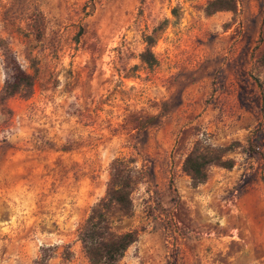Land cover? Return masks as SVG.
I'll return each mask as SVG.
<instances>
[{"label": "rangeland", "instance_id": "obj_1", "mask_svg": "<svg viewBox=\"0 0 264 264\" xmlns=\"http://www.w3.org/2000/svg\"><path fill=\"white\" fill-rule=\"evenodd\" d=\"M209 1L0 0V90L5 56L32 77L0 94V264H88L113 160L133 183L111 228L136 233L117 264H264V0ZM200 139L233 166L193 186Z\"/></svg>", "mask_w": 264, "mask_h": 264}, {"label": "trees", "instance_id": "obj_2", "mask_svg": "<svg viewBox=\"0 0 264 264\" xmlns=\"http://www.w3.org/2000/svg\"><path fill=\"white\" fill-rule=\"evenodd\" d=\"M234 7L235 0H210L204 7V13L211 15L218 11H232ZM152 42L149 35L145 37L147 46H151ZM6 55L9 53L6 52ZM140 58L147 66L156 62L148 49L140 54ZM4 68L6 75L0 90L2 100L17 94L27 96L32 87V77L24 73L9 56H5ZM231 147L232 144L215 147L204 140H196L182 162V170L191 184L197 186L203 183L211 166L231 169L233 159L227 157L232 151ZM132 183L131 170L124 161L113 160L109 165V179L104 196L90 209L77 229V237L88 264H117L126 249L135 241V232L116 233L111 228L115 215H129Z\"/></svg>", "mask_w": 264, "mask_h": 264}]
</instances>
